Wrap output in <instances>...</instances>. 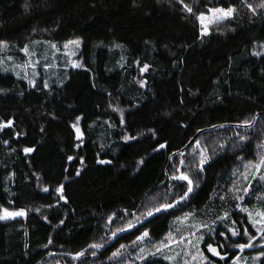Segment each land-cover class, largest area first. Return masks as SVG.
<instances>
[{
  "label": "trees",
  "instance_id": "obj_1",
  "mask_svg": "<svg viewBox=\"0 0 264 264\" xmlns=\"http://www.w3.org/2000/svg\"><path fill=\"white\" fill-rule=\"evenodd\" d=\"M262 5L0 0V216L25 213L0 219V264L51 254L45 264H233L242 254L264 264V232L241 212L264 194V181L248 185L264 149ZM215 9L235 11L204 34L200 17ZM70 41L81 43L80 69L43 67L33 87L4 70L6 51L23 63L25 48L62 51ZM117 107L132 110L121 118ZM204 139L220 147L197 169ZM181 174L194 188L188 199L117 238L150 216L149 199L171 195L173 205L188 195L187 181L173 179ZM187 243L198 249L191 256Z\"/></svg>",
  "mask_w": 264,
  "mask_h": 264
},
{
  "label": "rangeland",
  "instance_id": "obj_2",
  "mask_svg": "<svg viewBox=\"0 0 264 264\" xmlns=\"http://www.w3.org/2000/svg\"><path fill=\"white\" fill-rule=\"evenodd\" d=\"M225 11H227V10H225ZM202 17L204 19L203 20L200 19V23H201V27H202V32L204 34L209 32V28L213 24L224 21L227 18H229V17H222L220 13H217L214 10L209 11L207 14L203 15ZM65 45L61 48L62 51L60 49H57V51H56V48H53L52 45L45 43L44 45H41L42 46V48H41L42 52L40 49H38L37 46H35L33 48V50L37 51V52H35V54H30L29 48H26L28 50L27 53L24 50L22 51V53L25 55V61L23 63H16L14 60V57L7 54L6 53L7 51H6L4 53L3 60H2L4 70L6 72H9V73L15 75L20 80L25 81L30 87H33L37 83V81L40 77V73H41L40 69L43 67L44 68L54 67V66L57 67L60 65L61 67H64V68H74V69L82 68L83 62H82V59L80 58V45H81V43L79 42V45L68 43L67 44L68 47H65ZM6 46L7 45L3 46L4 50H5ZM41 46H39V47H41ZM44 50L46 53H43ZM60 51H61V53H63V56L65 59L57 57V53H59ZM57 61L59 62L58 64H57ZM141 86H143L142 83H141ZM131 110H132L131 108H127V107H117V112L121 118H125L126 114L128 112H130ZM77 132L79 133L78 129H77ZM219 147H220L219 144L214 143L212 145H209V143L206 139L202 140L200 142V144H198L196 146V148H194L193 154H192V156L194 158V163L196 164L197 169H199L202 165H204V163L206 161V157L209 156V153H212V151L218 149ZM256 150H257V155H258L257 160L259 163V161L262 158H264V149H263V151H261L260 149H256ZM194 163L192 162L191 166H193ZM182 168L183 167L181 165L178 172H180V170ZM238 171H241V175L245 173L244 168H241ZM259 171L260 170H257V172L255 174H253L252 179L249 178V180H248L249 186H250L251 182L255 181V178L261 182L264 181V179H261V177H262L261 175H264V168H261V171H263V173L261 175H258ZM249 186L247 187L246 190L249 189ZM163 198L164 197L161 196V199H163ZM257 198L260 201V203L257 204L258 207H256V208L255 207H242L241 212L248 215V220H249L251 226H253V228L257 231V233L262 234L264 232V218L257 215V213L264 212V194L260 197L256 196V199ZM170 200H171V195H169L168 198L166 200H164V202L163 201L156 202L154 200L149 199L142 212L144 214H147V215L149 212L153 213L156 208L160 207L162 204H163V206L160 208H163L166 203L170 202ZM240 203L243 204L242 201ZM166 205H170V204H166ZM191 223H193V224L190 227H192L193 230H195V229H196V231L200 230V226L196 225V223L194 221H192ZM142 241L143 240H140V242H138L136 244H141ZM262 244L264 245V242ZM251 245H252L251 247H244L241 251L244 252V251H247L249 249H252V248H255L258 246V244L254 245L252 242H251ZM186 246H187L186 253L189 254L190 256L192 254L196 253L198 250V249H194V244L189 245L187 243ZM199 249H201V245H200ZM118 256L119 255H116L115 258ZM140 256H143V255L140 254ZM261 259H262L261 254H255L252 256L242 254L235 260V262L233 264H260ZM95 262H96V260H93L92 262H89L88 264H98ZM50 264H55V262H51Z\"/></svg>",
  "mask_w": 264,
  "mask_h": 264
},
{
  "label": "snow or ice",
  "instance_id": "obj_3",
  "mask_svg": "<svg viewBox=\"0 0 264 264\" xmlns=\"http://www.w3.org/2000/svg\"><path fill=\"white\" fill-rule=\"evenodd\" d=\"M262 6H264V5H262ZM185 7L187 8V6H185ZM187 10H188L189 12H191V8H187ZM214 11L217 12V13H220L222 17H230V16L232 15V13H233L235 10H234V9H228L227 11H225L224 9H215ZM200 19L203 20L204 18H203V17H200ZM69 43L79 45V41H70ZM53 47H55V45H53ZM65 47H68V45L66 44ZM24 51L27 53L28 50L25 48ZM4 126L7 127V126H10V125H4ZM160 147L163 148V147H165V145H160ZM25 151L28 152V151H32V150H31V149H25ZM70 159H71V158H70ZM101 163H108V162H107V161H101ZM249 167L254 168V169H256V170H260L261 168H264V158H262V159L259 161L258 164L249 165ZM78 174H79V173H77V175H78ZM173 179H182V180L187 181V184H188L187 191H188V193H191V191H192V186H191V185H192V181H191L187 176H184V175H181V176H179V177L174 176ZM261 179H264V176H262ZM44 190L47 191V189H44ZM62 190H63V189H62V186H61V188L59 189V191H62ZM170 207H172V205H164V208H165V209H166V208H170ZM160 210H161L160 208H156V211H157V212L160 211ZM24 214H25V213H23V212L10 213V212H7V210H5L4 215H3V216H0V219H5V218H8V217H15V216H18V215H19V216H22V215H24ZM151 214H152V213L149 212V215H151ZM257 215H259V216H261L262 218H264V212L257 213ZM254 223H255V222H254ZM147 235H148V233L145 232V233L143 234V236L141 237V239H143V237H144V236H147ZM232 235H233V236H237V235H239V233L233 230V231H232ZM226 238H227V237H226ZM249 239H251V237H250ZM251 246H252L251 243H248V244H239V247H240L241 249H243L244 247H251ZM262 246H264V245H262ZM90 247L95 248V247H97V245L93 244V245H91ZM208 250H209L210 252H212L214 255H219V252L217 251V249L212 248L210 245H209V247H208ZM78 255H79V256H82L83 253H79ZM77 258H78V257H77ZM221 259H224V257L221 256Z\"/></svg>",
  "mask_w": 264,
  "mask_h": 264
},
{
  "label": "water",
  "instance_id": "obj_4",
  "mask_svg": "<svg viewBox=\"0 0 264 264\" xmlns=\"http://www.w3.org/2000/svg\"><path fill=\"white\" fill-rule=\"evenodd\" d=\"M256 120L257 119H255L254 121H253V123L251 124V125H239V126H235L237 129H239V130H250V129H252L254 126H255V124H256ZM219 129H221V127H216V128H212V129H208V130H204V131H201L200 133H198L196 136H195V138L189 143V145L187 146V149L200 137V136H202L203 134H205V133H209V132H212V131H216V130H219ZM193 185H192V191H193ZM192 191H191V193H192ZM191 193H189L188 195H186L182 200H180L179 202H177V203H175V204H173L172 205V207H170V208H161V210L160 211H156L155 213H153L152 215H150L147 219H145L144 221H142L140 224H138V225H136V226H133V227H131V228H129V229H127V230H125V231H123L122 233H120V235L117 237V238H119L120 236H122V235H124V234H126L127 232H129V231H131V230H133V229H135V228H137V227H139V226H142V225H144V224H146L147 222H149L150 220H152L153 218H155V217H157L158 215H160L162 212H164V211H166V210H168V209H171V208H175V207H177V206H179V205H181L182 203H184L187 199H188V197L190 196V194ZM52 256H56V254H51V255H49L48 257H46L44 260H42L41 262H39L38 264H45ZM57 256H65V255H57ZM67 257V256H66Z\"/></svg>",
  "mask_w": 264,
  "mask_h": 264
}]
</instances>
